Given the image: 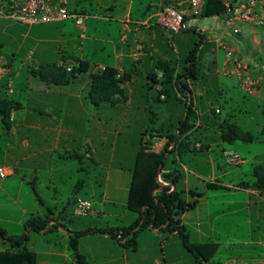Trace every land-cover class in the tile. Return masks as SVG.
Listing matches in <instances>:
<instances>
[{
    "label": "crops",
    "instance_id": "1",
    "mask_svg": "<svg viewBox=\"0 0 264 264\" xmlns=\"http://www.w3.org/2000/svg\"><path fill=\"white\" fill-rule=\"evenodd\" d=\"M12 1L0 0V17L24 25L23 45L28 40L30 43L27 54L20 58L16 54L12 58L3 55L0 49V97L15 100L19 104L11 112L9 125L0 119V160L9 172L5 178L0 177V227L8 234L18 236L26 232V222L33 216L52 218L41 234L55 223V219L69 221L70 217L64 208L58 215L51 208H47V213L36 209L47 204L37 187L43 181V172L50 175L48 181L54 185L55 192L53 202L58 204L55 177L59 168L56 165L58 157L63 159L67 152L76 151L80 154L77 159H81V163L85 155L95 160L93 156L104 146V126L109 120L114 126L115 135L113 158L122 136H126L121 139L125 145L134 147V163L129 168L132 175L141 133L146 129L148 120L152 119L151 122L156 126L170 121L175 123L183 116L184 106L178 105L170 111L168 100L173 103L187 102L197 109L208 90L203 81L183 79L189 89L180 86L183 92L176 90L175 98H168L161 92L164 75L159 65L164 67L168 61L178 60V66H182L189 47L182 51V55L179 50L173 49V56H170L169 38L175 36L184 42L185 36H180L182 31L170 33L161 23L160 14L168 6L189 13V0H148L144 9L138 7L136 0H68V9L72 14L87 15L84 33L75 24L73 16L43 23L14 18L9 14ZM226 2H231L232 7L223 15H187L186 29L191 28L204 35L198 55L205 51L202 62L206 76V71L211 69L215 74H223L240 85L244 93L256 97L264 105V0ZM140 4L143 5L142 2ZM105 20L110 26L115 25V30L106 28L103 35H98L100 30L94 27L88 34L90 22L104 23ZM186 33L196 34L189 30ZM2 46L0 43V48ZM217 48H223L225 52L221 66L218 64ZM106 52L108 56H104ZM80 60L88 61L89 69L69 83H47L35 73L42 65L66 62L74 67ZM107 66L117 69L118 78H127L120 84L123 92L114 94L111 102L95 104L91 97V76L102 72ZM152 74L156 75L155 79L150 77ZM105 110H111L113 114L105 115ZM155 119L160 120L155 122ZM186 119L187 114L184 117ZM261 122L264 130V118ZM137 124L144 128L139 137L131 138V131L125 126ZM201 124L199 117L189 135L195 146L186 151L182 159H178V168L184 173L183 188L186 191L199 190L198 181L201 179L206 189L198 199L197 207L183 213L181 218L193 241L220 242L214 262H201L184 245L176 244V248H167L166 243L179 236L168 235L159 228H148L139 233L133 242L135 248L123 246L122 243L128 237L123 241L119 230L131 225L137 219L133 217L127 225L108 226V229L115 231H96L79 239V251L88 264H264V195L258 189L245 185L253 181L254 167L264 165V153L248 149L247 155L242 156L238 150L225 147L223 155L226 164L235 167H221L212 158L210 148L206 147L209 143L203 145L201 141L205 137L212 141L221 134L204 126L205 136L198 135L196 128ZM256 140L259 138L255 136L250 143ZM154 141L157 150L165 142L161 138H155ZM227 150L238 152L242 161L230 162L225 155ZM200 156H207V166L198 164ZM116 169L120 171L122 167ZM208 182L221 184L225 188H208ZM219 190L223 191L225 208L213 212L208 206L210 194L207 192ZM74 191L77 193L73 201L83 197L78 195L77 187ZM29 195L32 197L29 198L30 207L24 201V197ZM187 199L192 200L189 196ZM61 228L68 234L70 241L75 231L68 226ZM61 228H58V232ZM145 233L150 235L148 239L160 240L162 248H142L144 250L139 251L140 236L147 235ZM92 240L97 247L107 245L108 248H82L84 243ZM148 242L146 240L143 243ZM34 252L38 255V264H68V261L70 264H79L71 256L74 255L71 247L39 251L47 255L44 258L40 257L38 251Z\"/></svg>",
    "mask_w": 264,
    "mask_h": 264
},
{
    "label": "trees",
    "instance_id": "2",
    "mask_svg": "<svg viewBox=\"0 0 264 264\" xmlns=\"http://www.w3.org/2000/svg\"><path fill=\"white\" fill-rule=\"evenodd\" d=\"M231 7L232 3L227 4L224 0H204L201 16L223 15ZM143 16L145 17L144 13ZM188 30L195 32L203 40L204 35L202 33L191 28ZM188 30L184 28L181 31L186 33ZM199 47L200 41L196 42L194 47L190 49L182 66H178V60L174 62L170 60L164 67L159 65L164 75L161 81V92L165 93L168 98H175L176 90L183 92L180 86L189 89L183 79L208 80L202 62L205 51L198 55ZM88 69L89 62L80 60L78 65L72 67L71 70H68L62 63L60 65L47 64L40 66L35 73L47 83L64 84L77 79ZM117 76L118 71L112 66H107L102 72L92 74L91 97L95 104L104 101L111 102L114 94L123 92L120 84L127 78H118ZM150 77L155 79L156 75L152 74ZM168 101L170 103V99ZM177 104H183L184 113L175 123L170 121L168 124L149 126L141 133L140 146L132 170V180L127 199V207L137 214V219L131 225L119 230L122 233V238L128 237L122 245L129 248L139 233L148 228H159L168 235L177 234L184 247L201 262L213 263L220 242L215 240L193 241L181 218L186 211L195 209L198 205V199L203 196V192L198 189L186 191L183 188L184 173L178 168V159H182L183 154L195 146L189 135L196 127L197 119L200 117L202 124L203 120L198 108H193L192 104L189 105L187 102H177ZM17 105L19 104L15 100L0 97V115L6 125H9L11 112ZM215 111L218 112L217 109ZM220 112L221 108H219L218 113ZM186 114L187 119L184 120ZM202 124L196 128V131L201 130ZM212 124L217 126L221 134L220 138L227 144H234L237 141L250 142L255 139L252 132L244 130L237 122H232L230 119L222 122L212 121ZM155 138L165 140L159 150L156 149ZM66 154L67 159L80 158V154L76 151ZM161 163L163 166L159 170ZM253 177V181L246 182L245 185L258 189L264 195V165L254 167ZM207 186L212 189L225 188L221 184L211 182H208ZM188 196L192 200H188ZM75 202L76 199L73 201L74 205ZM51 219L49 216L40 215L31 217L26 222V232L18 236L8 234L5 229L0 227V244L3 245V248H0V264H38L37 253L28 247L29 235L31 232H40L45 229ZM61 226L65 228V225L55 219V223L51 224L44 233L57 232ZM136 227L138 228L134 231ZM96 231L112 232L115 230L88 228L75 231L71 235L70 245L79 264H88L84 255L79 251V239L85 235L96 233Z\"/></svg>",
    "mask_w": 264,
    "mask_h": 264
},
{
    "label": "rangeland",
    "instance_id": "3",
    "mask_svg": "<svg viewBox=\"0 0 264 264\" xmlns=\"http://www.w3.org/2000/svg\"><path fill=\"white\" fill-rule=\"evenodd\" d=\"M140 2H142L143 5H141ZM147 2L148 0H136V4L138 3V7L141 9H144V6L147 4ZM107 22V20H105L104 23H102V21L90 22L88 34L90 35L91 31L94 30V27H98L100 30L98 35H103L106 28L115 30V25L110 26ZM106 24L108 25L106 26ZM24 29V25L19 24L11 19L0 17V43L3 45L0 49L2 50L3 55L12 58L16 54L20 58L27 54L30 41L28 40L23 45L22 38L25 32ZM180 36H185L184 42L179 39L177 40V37L175 36L173 39L169 38L170 56H173V49L179 50L182 55V51H186L189 47L187 52L188 54L196 42H202L199 35L194 33L181 32ZM104 56H108V52H106ZM224 57V49L217 48V59L220 66L222 65ZM106 59H108V57ZM206 72L208 73V80L203 82L206 84L208 91L206 92V97L198 106V110L203 120V127L200 131L198 130V135H204V126L211 130L218 131L217 126H213L212 121L222 122L223 120L230 119L232 122H237V124L244 130L251 131L254 136L259 138V140H256L255 143L237 141L234 144H227L226 142L222 141L220 136L213 138L212 141H209L206 139V137L201 138L203 145L209 143V146L206 147L210 148L211 156L216 164L220 165L221 167L226 166L230 169L235 167V165L226 164V159L223 155V149L225 147L238 150L242 156L247 155L248 149H251L255 152L261 151L264 153V130L261 122L262 118H264V105L260 104L256 97L244 93V91L241 89V86L235 84L231 78H228L223 74H215L212 69ZM178 105L179 104L177 103L170 102V111H173V108ZM218 108H221L220 113L215 111ZM110 111L111 110H105L103 113L105 115H112L113 112ZM151 120H148V124L145 126V128L149 126H156L154 125L155 123L151 122ZM159 120L160 119H155L154 121L158 122ZM113 127L114 126L109 123V120H107L106 125L104 126L106 132L104 146L93 156L95 160H92L90 157H88V155L82 157V163L80 162L81 159L74 160L67 158L60 159L59 157L57 158L56 165L59 168L55 172V177L57 195L59 197L58 204H54L53 202L52 196L55 192L53 188L54 185L48 181L50 176L49 173H42L43 181L42 183H38L37 187L39 192L47 201V204L46 206H38L36 208L38 211H46L47 213V208H51L53 209L54 213L58 215L59 211L65 207V212L71 220L69 219L68 221L59 218L58 219L61 224L70 227L73 229V231L88 229L89 227L107 229L108 226H124L127 225L133 217L137 218V214L128 209L126 205L132 178L129 168L132 167V164L134 163V156L136 152L134 153L133 146L129 147L127 144L125 145L121 141V139H125L126 137L124 136L123 138L122 136L119 140L118 151L115 153V157L113 158L112 146L115 139ZM142 128H144V126H141V124L125 126V129H129L131 131V138L139 137ZM210 132L213 134V131ZM59 152L63 153L62 151ZM81 153L84 152L82 151ZM206 158L207 156H200V161L198 164L200 166H207L205 160ZM0 165L5 166L1 160ZM120 166L122 169L119 171L116 168ZM198 182L199 190L204 192L206 189L205 182H202V179ZM31 185L32 184L30 183L29 186ZM76 187L78 189V195L87 197L90 201H92L93 211H91L90 214L80 215L75 212L73 199L77 193V191H74ZM72 191H74L75 194ZM207 193L210 194V203L208 206L211 211L214 212L222 207L225 208V204L222 202L224 197L223 191H208ZM29 198L32 197L30 195L29 197H24V201L28 207L31 206L29 203L31 199L29 200ZM97 212H99V214H97ZM221 218L224 219L223 216ZM137 228L138 227L135 229ZM41 231L31 232L29 235L28 247L32 251L35 250L39 252L47 251L49 248L63 249L71 247L68 234L64 232L63 228H61L60 232L57 231L47 234H41ZM148 235L149 234L140 236L141 243L139 247H137L139 248V251H143L144 249L142 248H162L160 240L156 241L155 239H148ZM222 239V241H224V238ZM125 240L126 237L123 239V241ZM146 240H149V242L143 243ZM168 242L169 243H166L167 248H176V244H179V246L183 245L180 237H174ZM1 247H3L2 244H0V248ZM82 248L108 247L107 245H101L100 247H97L96 242L92 240L84 243ZM129 248H135V245L131 242V247ZM39 253L41 258L47 257V255H44L41 252ZM70 253H72L71 249ZM71 256L73 259L75 258L74 255ZM70 263L71 262L68 261V264Z\"/></svg>",
    "mask_w": 264,
    "mask_h": 264
},
{
    "label": "built area",
    "instance_id": "4",
    "mask_svg": "<svg viewBox=\"0 0 264 264\" xmlns=\"http://www.w3.org/2000/svg\"><path fill=\"white\" fill-rule=\"evenodd\" d=\"M189 13L180 10L174 6H168L161 12V23L169 30L170 33L180 32L187 27L186 17L201 16L204 7V0H189ZM9 14L19 20L27 22L43 23L65 20L74 17L75 24L85 32L86 14H72L68 9V0H13L9 4ZM63 65L71 70L72 66L66 62ZM219 112V109H217ZM1 119V115H0ZM230 162L242 161L240 154L233 150L225 152ZM9 172L5 166L0 165V177L5 178ZM92 209V202L89 199L78 197L75 202V212L80 215H87Z\"/></svg>",
    "mask_w": 264,
    "mask_h": 264
},
{
    "label": "water",
    "instance_id": "5",
    "mask_svg": "<svg viewBox=\"0 0 264 264\" xmlns=\"http://www.w3.org/2000/svg\"><path fill=\"white\" fill-rule=\"evenodd\" d=\"M226 2V0H224ZM189 108V107H188ZM168 155V153L166 154V156ZM162 166H163V163H161L160 167H159V170L162 169Z\"/></svg>",
    "mask_w": 264,
    "mask_h": 264
}]
</instances>
